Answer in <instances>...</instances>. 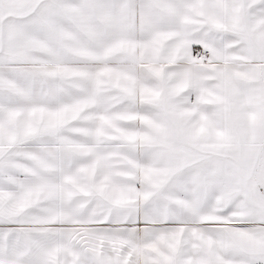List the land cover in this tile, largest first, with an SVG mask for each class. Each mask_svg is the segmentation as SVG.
Instances as JSON below:
<instances>
[{"label":"snow or ice","instance_id":"snow-or-ice-1","mask_svg":"<svg viewBox=\"0 0 264 264\" xmlns=\"http://www.w3.org/2000/svg\"><path fill=\"white\" fill-rule=\"evenodd\" d=\"M0 264H264V0H0Z\"/></svg>","mask_w":264,"mask_h":264}]
</instances>
